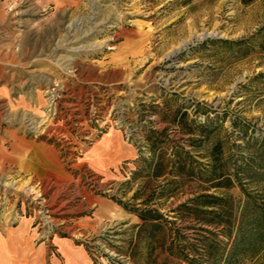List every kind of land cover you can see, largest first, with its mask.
Segmentation results:
<instances>
[{"label": "rangeland", "instance_id": "1", "mask_svg": "<svg viewBox=\"0 0 264 264\" xmlns=\"http://www.w3.org/2000/svg\"><path fill=\"white\" fill-rule=\"evenodd\" d=\"M0 88V230L27 220L35 244L70 240L91 264H264V0H0ZM202 125L207 141L188 146ZM150 131L195 172L219 143L231 186L151 176ZM108 134L111 167L97 147ZM13 136L51 149L46 176L19 168ZM201 194L231 199L242 240L193 213ZM145 210L159 216L151 234Z\"/></svg>", "mask_w": 264, "mask_h": 264}, {"label": "trees", "instance_id": "2", "mask_svg": "<svg viewBox=\"0 0 264 264\" xmlns=\"http://www.w3.org/2000/svg\"><path fill=\"white\" fill-rule=\"evenodd\" d=\"M241 1L243 3H247L250 0ZM185 117V112H180L179 109L175 110L173 113V121H175V123H177V125H179L186 134L191 135L194 127L187 124ZM196 127L195 128L199 130V138L197 140L186 139L188 146L199 144L202 139L207 141L209 137L210 130H208L206 126L202 125ZM146 141L148 143V152L153 157L150 167L151 176L160 177L165 173L184 175L187 178L196 177L197 179H204L205 182L210 183L209 188L226 189L231 186V180L224 173H222L221 166L218 164L220 156L219 143H213L209 147L207 154V157L210 160V164H208L209 170H200L199 172H195L193 162L189 154L181 148H175L173 150L171 159L165 157L163 152L159 150L157 151L160 145L164 142V138L161 133L151 131L148 132L146 134ZM166 165L169 166L168 172H165ZM191 203L194 205V208H192L193 213L195 215H199L206 225L218 228L219 233L225 239H231L232 241L235 239H237V241L243 239L240 234H236L234 236L232 234V231L237 228L239 231V227L241 226L237 224V228H235V209L229 197L201 194L194 197L191 200ZM137 216L141 220L142 226L149 228V234L160 227V224L158 223L159 216L150 210L142 211L138 213ZM243 227L244 230L251 229V227H249L246 223H244ZM202 245L203 255L208 260L216 262L221 259L224 247L220 240H216L215 237L205 238L202 241Z\"/></svg>", "mask_w": 264, "mask_h": 264}, {"label": "crops", "instance_id": "3", "mask_svg": "<svg viewBox=\"0 0 264 264\" xmlns=\"http://www.w3.org/2000/svg\"><path fill=\"white\" fill-rule=\"evenodd\" d=\"M1 91H4L3 88H0V94ZM110 136L108 134L102 138L97 147L105 152L99 154L102 164L111 167L117 164L118 155L117 143ZM13 138L16 142L12 145L19 148L18 152H14L19 156L13 160L19 159V168L30 176H36L39 171H44L46 176L53 166L51 149L41 142L27 141L20 136ZM45 152H49L48 158ZM34 240L35 233L29 228L27 220L0 230V264H91L82 247L70 240L53 238L48 244H35Z\"/></svg>", "mask_w": 264, "mask_h": 264}]
</instances>
